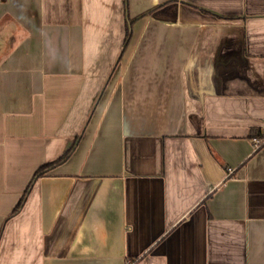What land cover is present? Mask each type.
Segmentation results:
<instances>
[{
    "label": "crops",
    "instance_id": "obj_1",
    "mask_svg": "<svg viewBox=\"0 0 264 264\" xmlns=\"http://www.w3.org/2000/svg\"><path fill=\"white\" fill-rule=\"evenodd\" d=\"M261 136L264 0H0V264H264Z\"/></svg>",
    "mask_w": 264,
    "mask_h": 264
},
{
    "label": "trees",
    "instance_id": "obj_2",
    "mask_svg": "<svg viewBox=\"0 0 264 264\" xmlns=\"http://www.w3.org/2000/svg\"><path fill=\"white\" fill-rule=\"evenodd\" d=\"M126 3H128V0H125ZM206 10V9H204ZM130 22H132L130 19H129V22H127V33H126V37H125V41H124V45H123V49L122 51L125 49L126 45L128 44L130 38H131V24ZM262 133L259 132V133H256V132H253L252 136H259L261 135ZM78 141V136L75 140V143L67 150L65 151L61 156H59L58 158H56L55 160H52L50 162H47L45 164H43L42 166H40L34 173L31 181L29 182L27 188L25 189L24 193H23V196L21 197L20 201L18 202V204L15 206L14 210H13V213L18 211L21 206L23 205V202L24 200L26 199L31 187H32V184L34 182V180L41 176V175H44L48 170H50L51 168H53L54 166L58 165L59 163L63 162L64 160H66L69 155L71 154V152L73 151V149L75 148L76 146V143Z\"/></svg>",
    "mask_w": 264,
    "mask_h": 264
},
{
    "label": "built area",
    "instance_id": "obj_3",
    "mask_svg": "<svg viewBox=\"0 0 264 264\" xmlns=\"http://www.w3.org/2000/svg\"><path fill=\"white\" fill-rule=\"evenodd\" d=\"M254 142L256 144V146H260L264 143V136H261V137H255L254 138Z\"/></svg>",
    "mask_w": 264,
    "mask_h": 264
}]
</instances>
